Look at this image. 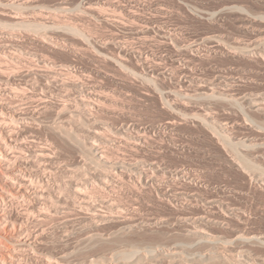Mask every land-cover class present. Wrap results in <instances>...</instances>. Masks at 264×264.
<instances>
[{
    "label": "bare ground",
    "instance_id": "bare-ground-1",
    "mask_svg": "<svg viewBox=\"0 0 264 264\" xmlns=\"http://www.w3.org/2000/svg\"><path fill=\"white\" fill-rule=\"evenodd\" d=\"M94 1L78 0L66 6L69 0H59L65 6L54 7L42 0H0V264H67L97 244H110L109 255L97 252L96 259L91 254H86L90 258L86 259L84 254L86 258L77 257L76 261L264 264V230L247 228V210L241 203L247 192L244 187L221 183L213 191L203 181L201 163L173 162L159 152L141 162L117 157L121 147L157 143L174 124L183 121L214 140L211 162L244 177L241 179L248 188L260 185L264 191V132L256 130L264 129V84L252 88L264 79V9L255 12L245 1L223 0L218 7L202 4L190 11L195 19L221 27L234 17L238 31L246 37V42L239 43L213 32L182 39L161 17L166 12L140 21L143 18L132 6L128 10L122 6L126 20L136 21L128 19L126 24L120 20V10L116 11L120 19L108 15L110 8L120 9L118 2ZM89 21L108 23L123 36H102ZM148 25L164 40L162 49L173 60L166 76L149 48L128 42L127 33L144 35L149 33ZM257 26L262 27V33L247 32ZM29 32L37 35L30 38ZM23 38L33 39L38 47H27ZM77 46L141 86L159 92L168 121L144 124L134 118L106 119L108 110L117 106L116 93L93 81L74 61L56 57ZM216 55L237 65L218 69L211 77L206 71L211 67H205V61ZM201 61L205 68L199 66ZM166 79L172 81V87ZM223 104L234 108L232 116L219 110ZM40 126L78 153L77 164L67 171L75 179L65 189L56 178L55 145L37 140ZM229 127L245 130L258 140L236 139ZM218 128L222 133L217 136ZM112 152L116 159L111 158ZM85 168L92 177L86 175ZM178 186L188 188L189 193L179 191ZM126 187L146 192L170 215L156 217L134 207L123 194ZM66 189L71 194H65ZM70 213L78 220L64 217ZM148 233L163 239L129 241ZM79 235L83 248L71 242Z\"/></svg>",
    "mask_w": 264,
    "mask_h": 264
},
{
    "label": "rangeland",
    "instance_id": "rangeland-1",
    "mask_svg": "<svg viewBox=\"0 0 264 264\" xmlns=\"http://www.w3.org/2000/svg\"><path fill=\"white\" fill-rule=\"evenodd\" d=\"M46 5H54V7H64L65 5H61L58 3L59 0H42ZM69 4L66 6H70L72 4H75L78 0H69ZM92 3H94V0H90ZM240 2L247 3V6L251 11H259L260 9H264V0H238ZM61 2V1H60ZM74 2V3H73ZM114 2H118L121 6L120 9H114L110 8L108 10V15L111 17H117L120 19L121 14V21L128 24L129 21L126 18L128 17L127 12L124 11L122 8L128 10V7L132 8L134 12H136L139 17H142L143 19H140V21H143L144 18L148 19L152 16H158L162 13L166 12L165 16H161L168 22V26L172 27L176 32L178 37L185 38V37H194V36H201L206 34V32H213L215 34H222L224 38L227 39H235L239 43L246 42V37L244 34L240 33L238 31V24L234 21V17H231L224 26H219L218 24L211 23L209 21L205 20H199L195 19L191 14L190 11L193 10L196 5H208L212 7H218L222 3H224L223 0H115ZM124 4V5H123ZM123 6V7H122ZM159 6H161L164 10H160ZM192 8V9H191ZM120 10V11H118ZM111 11V12H110ZM118 11V14L116 13ZM113 12V13H112ZM120 12V13H119ZM125 14H123V13ZM160 13V14H159ZM172 13V14H170ZM170 14V17H169ZM123 15V16H122ZM125 15V18H124ZM127 15V16H126ZM124 20H123V19ZM88 21H86L87 23ZM134 24L136 21H132ZM89 25L94 28L97 33H99L102 36H105L107 38H111L112 36H123L122 33L118 32L115 28L111 27L108 23H104L102 25H97L94 23V21H89ZM139 23V21H137ZM95 25V27H94ZM141 27H145L144 24L139 23ZM139 28L140 32H143V28ZM149 33H144V35L139 34L136 31H132L126 34L128 38L129 44H131L133 47H142V49L149 48L151 50L154 58L157 60L158 64H161V74L163 76H166L168 74V68L170 67V64H172V58L165 53V51L162 49L161 43L164 41L160 39L155 31V28L152 25H148ZM250 34H256V33H262V27L257 26L254 28H248L247 30ZM37 34L34 32H29L30 38H34ZM111 36V37H110ZM23 43L29 48L38 47L37 44H34L33 39L29 38H23ZM113 40V39H109ZM111 45L114 43L117 44V48L123 49V46L120 43L111 41L109 42ZM57 58L62 59V61H65L66 59L74 61L79 67H82L86 73L90 76V78L93 81H97L103 84L105 88L111 92L116 93V107L110 108L108 111V116H106V119L109 121H119L120 119L128 120L129 118H134L135 120L142 122V123H156V122H163L168 121V113L164 108L161 106V100L159 97V92L155 93L154 89L146 88L144 86H141L139 83H137L135 80L125 77L121 72L115 70L110 63H103L98 61L95 57L91 55V53L87 50H84L80 47H75L72 52L65 53V54H58L56 55ZM215 57V58H214ZM209 61H201L199 62V66L205 68L207 66H210L211 68L207 69L211 74V77H214L215 72L218 69L221 68H229L234 67L233 65H237L236 62L232 61L231 59L222 56V55H216ZM213 59V60H212ZM212 61V62H211ZM206 64H204V63ZM203 63V64H202ZM209 63V64H208ZM202 64V65H200ZM208 64V65H207ZM205 65V67H204ZM180 67V66H179ZM200 72L205 73L204 70L200 69ZM263 81H257L256 85L252 86V88H258L259 85L264 84ZM165 83L172 87V81L169 79L165 80ZM261 83V84H260ZM264 86V85H263ZM158 89L161 91V87L158 86ZM154 92V93H153ZM157 96L159 98H157ZM194 101V100H192ZM220 105L219 110H223L225 112V115L232 116L234 108L227 106V105ZM195 106V105H191ZM233 110V111H232ZM221 113V112H220ZM256 117L260 118L258 115ZM247 123H250L249 121H246ZM40 127H43L42 129ZM38 130L39 133L37 136V140L41 143H47L50 142L51 146H53L52 150L54 151V166L56 171V178L59 182H62L63 188L69 187L70 183L72 182L70 174L67 173L68 169H72L74 165L77 164V157L78 153L76 151H73L72 148H70L66 142L61 140L59 136L52 133L50 130L44 126H40ZM46 128V130L44 129ZM93 129V128H91ZM219 129V128H218ZM229 129H232L229 127ZM43 130V131H42ZM220 130V131H219ZM217 130L215 133L218 136V134L221 132L222 129ZM232 134L236 139H246V140H258V138H254L253 136H249V134L242 129L234 130L232 129ZM258 131H263L264 129L257 128ZM73 131L80 132L79 129L73 127ZM42 132V133H41ZM51 132V133H50ZM166 135L163 136L157 143L154 142V140H150L148 144H138L135 145L132 149L121 147L119 149V152L116 153L112 152V159H116V156L118 159H124L127 161L130 160H137L139 162L146 161V159L151 158L149 154H153L156 152L161 153L165 158L173 161V162H179V161H187V162H199L204 167L205 172V178L203 179L204 182H208L213 191H215L216 185L221 183H230L234 185L237 188L245 189L244 191L246 194V198L244 197L245 202H241L246 210H247V228L253 230V231H262L264 230V191H262L259 187L260 185H256V187H247L245 180L242 181V176L238 175L236 172L230 170L228 167H224V165L218 163V162H211L210 159V153H214L216 151V145L213 144L214 140L211 139L209 136L204 134L201 130H199L197 127L193 126L192 124H184L183 121L181 123H176L173 125V127L170 129V131H166ZM222 133V132H221ZM225 135L229 136V131H226L224 133ZM50 136V137H49ZM152 138H156L155 134L150 135ZM47 138V139H46ZM41 139V140H40ZM49 143V144H50ZM161 145V146H160ZM56 147V148H55ZM69 147V148H68ZM56 150H55V149ZM66 148V149H65ZM209 152H208V151ZM174 151V152H172ZM177 152V153H176ZM209 153V154H208ZM201 154V155H200ZM56 155V156H55ZM187 157H185V156ZM185 158V159H183ZM211 162V163H210ZM86 175L88 177H92V172L89 171L87 168ZM88 171V172H87ZM60 172V173H59ZM63 175V178H62ZM241 176V177H240ZM242 178V179H241ZM245 182V183H244ZM245 185H244V184ZM66 185V186H65ZM179 191H184L189 193L188 188L184 186H178ZM67 190V189H66ZM139 192V193H138ZM142 192V193H141ZM144 191H138L131 187H126V189L123 190V194L125 197L127 196V199H129V202L131 205L134 204V207L140 208L142 211L149 212L153 216H161L160 214H165L164 216L170 215V212L167 211L166 208L162 207V205L156 204L154 201H152V198L144 192ZM69 189L65 191V194H69ZM71 194V193H70ZM167 211V212H166ZM168 213V214H167ZM71 214V213H70ZM66 214L67 219H70V221H76L78 220V216L74 213ZM142 215H144V212H141ZM77 218H76V217ZM107 229H102V233L104 232L105 235L109 232ZM81 237V238H80ZM160 236L156 234H141L139 236H135V238H129V241L132 242L140 241L141 243L145 242H158L162 240ZM169 239V238H167ZM83 239L82 235L75 236L72 238L71 242L75 246H81L83 248ZM99 245V246H98ZM110 244H97L94 248H90L88 253H84L85 255L88 254L90 256H93L94 259L96 257H99L98 254L106 255L110 252ZM79 246V247H80ZM107 246V247H106ZM2 246L0 245V249ZM6 247V246H5ZM108 250H107V249ZM96 253L97 256H94L93 254ZM98 252V254H97ZM180 253V252H178ZM81 254V255H75L72 257L71 260L67 261V264H79L80 260H83L84 258L90 259L88 255ZM80 259L77 260L76 259ZM92 258V257H91ZM76 261V263L74 262ZM69 262V263H68ZM78 262V263H77Z\"/></svg>",
    "mask_w": 264,
    "mask_h": 264
}]
</instances>
